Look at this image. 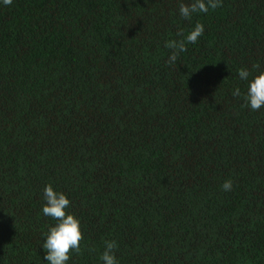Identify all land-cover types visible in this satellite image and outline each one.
Here are the masks:
<instances>
[{"label": "trees", "instance_id": "1", "mask_svg": "<svg viewBox=\"0 0 264 264\" xmlns=\"http://www.w3.org/2000/svg\"><path fill=\"white\" fill-rule=\"evenodd\" d=\"M188 2L0 7V264H46L48 184L82 222L69 264H101L106 240L118 264H264V108L237 75L264 71V0L190 21Z\"/></svg>", "mask_w": 264, "mask_h": 264}, {"label": "clouds", "instance_id": "2", "mask_svg": "<svg viewBox=\"0 0 264 264\" xmlns=\"http://www.w3.org/2000/svg\"><path fill=\"white\" fill-rule=\"evenodd\" d=\"M14 0H0V7L12 6ZM223 0H189L181 3L178 9L179 16L190 21L194 15L207 14L222 6ZM204 25L196 22L186 33H181L182 39L169 40L165 47L171 50L167 63L173 65L177 62L180 53L186 51L187 44H195L204 34ZM240 80L247 81V88L243 94L246 107L250 111H259L264 108V71H260L249 80V71L246 68L238 70ZM234 97L241 96V90L233 89ZM225 192L233 188L231 179L225 180L221 185ZM44 205L41 209L43 216L55 221L51 225L43 239L44 261L46 264H69L72 253H80L83 240L82 222L70 209V199L67 194L55 189L53 185H45L42 195ZM117 242L115 240L104 241L103 251L99 256L101 264H118L116 256Z\"/></svg>", "mask_w": 264, "mask_h": 264}]
</instances>
